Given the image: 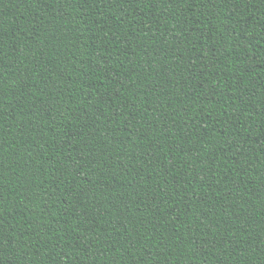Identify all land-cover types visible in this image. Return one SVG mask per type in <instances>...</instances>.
Listing matches in <instances>:
<instances>
[{
	"label": "trees",
	"instance_id": "trees-1",
	"mask_svg": "<svg viewBox=\"0 0 264 264\" xmlns=\"http://www.w3.org/2000/svg\"><path fill=\"white\" fill-rule=\"evenodd\" d=\"M0 264H264V0H0Z\"/></svg>",
	"mask_w": 264,
	"mask_h": 264
}]
</instances>
